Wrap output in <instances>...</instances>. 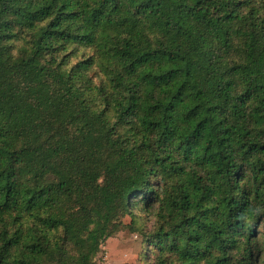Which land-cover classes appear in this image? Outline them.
Listing matches in <instances>:
<instances>
[{"label":"trees","instance_id":"16d2710c","mask_svg":"<svg viewBox=\"0 0 264 264\" xmlns=\"http://www.w3.org/2000/svg\"><path fill=\"white\" fill-rule=\"evenodd\" d=\"M123 228L144 264H264V0H0V264Z\"/></svg>","mask_w":264,"mask_h":264},{"label":"rangeland","instance_id":"374dc122","mask_svg":"<svg viewBox=\"0 0 264 264\" xmlns=\"http://www.w3.org/2000/svg\"><path fill=\"white\" fill-rule=\"evenodd\" d=\"M153 219V216H148ZM126 224L129 219L125 218ZM142 236L138 232L123 228L102 244L97 256L98 264H144L139 259Z\"/></svg>","mask_w":264,"mask_h":264}]
</instances>
